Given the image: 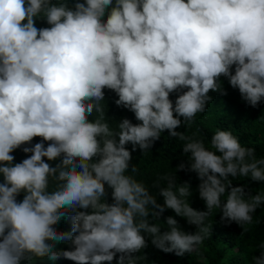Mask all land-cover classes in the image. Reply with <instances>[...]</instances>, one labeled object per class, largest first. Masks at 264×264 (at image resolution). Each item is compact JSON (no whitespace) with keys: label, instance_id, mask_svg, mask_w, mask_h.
Masks as SVG:
<instances>
[{"label":"clouds","instance_id":"clouds-1","mask_svg":"<svg viewBox=\"0 0 264 264\" xmlns=\"http://www.w3.org/2000/svg\"><path fill=\"white\" fill-rule=\"evenodd\" d=\"M37 20L50 27L37 28ZM222 76L249 106L264 101V0H74L71 7L67 0H0V264H140L145 257L135 254L147 247L145 235L166 254L200 255L213 209L221 223L240 226L242 237L264 191L246 193L229 177L264 184V158L228 130L212 135L214 151L195 133L176 131L206 111L210 91L227 95ZM104 89L139 123L125 118L111 127ZM164 131L185 142L188 163L177 171L196 173L207 211L191 207L190 185L177 186L171 175L152 186L163 205L126 175L131 152L145 155ZM21 148L30 155L14 163ZM168 209L195 233L172 216L162 232L153 221ZM62 220L70 231L57 230ZM258 249L252 264H264V243Z\"/></svg>","mask_w":264,"mask_h":264},{"label":"trees","instance_id":"trees-1","mask_svg":"<svg viewBox=\"0 0 264 264\" xmlns=\"http://www.w3.org/2000/svg\"><path fill=\"white\" fill-rule=\"evenodd\" d=\"M67 2L71 7L74 0H67ZM36 27L44 28L50 26L45 21L37 20ZM218 82L227 95L210 91L209 95L212 97V100L209 102L206 111L196 115L194 123L190 128H187L182 123L176 131L184 133L187 136H192L195 133L196 139L202 140L206 148L214 151V149H211L212 135L218 129L228 130L238 138L243 147L255 148L257 159L264 158V101H261L256 108H253L242 99L238 89H233L230 86L225 77H220ZM177 95V93L170 94L169 98L173 104L177 99ZM117 99L118 96L113 91L104 89V100L102 103L106 107V116L110 120L111 127L115 128L116 123L125 118L133 124L139 123L135 119L134 113L116 105L115 101ZM89 119L92 121L94 117H89ZM40 141L41 139L36 137L31 142V145L24 146L30 147ZM184 143V141L169 138L168 132L164 131L160 139L154 143L153 147L145 155L139 149L131 152L132 160L130 161V168L126 175H132L138 182L144 183L149 191L157 196V202L161 205L164 203L163 197L158 196V189L152 186L160 176L171 175L175 177L177 186L184 183L190 185L192 194L185 198L189 201L190 206L199 211H207L204 201L199 198L198 185L200 181L196 173L177 171L178 165L181 162L188 163V158L182 149ZM45 146H47V142ZM126 147L131 151V144ZM12 155L15 157L14 163H19L27 158L30 153H24L21 148L14 151ZM58 162L57 160L49 163L54 166ZM131 165H138L139 172L136 174L131 173ZM229 179L232 180L233 186L244 187L246 193L255 195L258 191H264V184L254 182L250 177H229ZM0 182H3L2 176H0ZM159 186L167 187V181H159ZM105 187L108 192L106 202L111 204V189L107 188V185ZM226 198L227 196L225 195L221 199L226 200ZM22 199L23 193L17 197L18 201ZM87 211L89 214L91 213V209ZM169 216L178 221L182 231L195 233V226L188 225L184 218L177 217L170 209L163 213L160 221H153L161 228L162 232L167 230L166 218ZM220 216V210L213 209L212 214L205 221L206 224L212 225L211 237L204 241L200 248V255L186 253L183 257H177L175 254H166L156 249L151 244V239L147 235H145L147 247L135 255L145 257L140 264H252L251 257L260 255L258 246L264 243V205H261L256 213L253 214V224L249 226V230L242 237L241 233L243 229L240 226L236 223L230 225L221 223ZM56 227L61 232L70 231L71 223L70 221L62 220ZM57 247L70 250V245L67 243H61ZM22 264H27V262H22ZM34 264H53V262L45 258L44 260L34 261ZM55 264H73V262L60 260L55 262ZM113 264H116L115 259Z\"/></svg>","mask_w":264,"mask_h":264}]
</instances>
